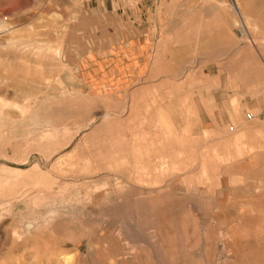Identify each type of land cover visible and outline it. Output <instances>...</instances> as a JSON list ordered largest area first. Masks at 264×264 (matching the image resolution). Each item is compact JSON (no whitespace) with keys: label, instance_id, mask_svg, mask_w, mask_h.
<instances>
[{"label":"rangeland","instance_id":"rangeland-1","mask_svg":"<svg viewBox=\"0 0 264 264\" xmlns=\"http://www.w3.org/2000/svg\"><path fill=\"white\" fill-rule=\"evenodd\" d=\"M140 2L0 0V264H57L12 236L49 212L77 264H116L123 228L122 264H264L263 111L207 98L264 102V0ZM5 169L28 172L18 199Z\"/></svg>","mask_w":264,"mask_h":264},{"label":"bare ground","instance_id":"bare-ground-1","mask_svg":"<svg viewBox=\"0 0 264 264\" xmlns=\"http://www.w3.org/2000/svg\"><path fill=\"white\" fill-rule=\"evenodd\" d=\"M225 0H184L185 5H189L192 4L193 2H199L202 4H217L219 6H222ZM232 3V7L235 10V12L240 16L243 17L242 12H241V5H240V0H231ZM249 23V22H248ZM245 24V23H244ZM243 32L246 34L247 33V29L245 27V25H243ZM21 27V26H20ZM19 27V28H20ZM18 31V30H17ZM1 33V32H0ZM2 35V34H1ZM3 36V35H2ZM3 39V38H2ZM9 39V38H8ZM50 42V41H49ZM4 103V102H3ZM5 104V103H4ZM34 106V105H33ZM2 106H0L1 108ZM8 108V105H7ZM20 108V107H19ZM26 108V107H25ZM24 108V109H25ZM110 109V108H109ZM26 110V109H25ZM6 111V110H5ZM7 113V112H6ZM255 116V115H254ZM58 128V127H57ZM67 128V127H66ZM45 134V133H44ZM46 136H48L49 138H55L56 135L54 133H48ZM65 136V135H64ZM52 141V140H51ZM48 142V141H47ZM46 142V143H47ZM66 142V141H65ZM68 142V141H67ZM69 144V143H68ZM89 144V143H88ZM50 148V147H49ZM61 152V151H60ZM61 154V153H60ZM85 154V153H84ZM62 155V154H61ZM70 155V154H69ZM72 156V155H71ZM74 157V155L72 156ZM71 157V158H72ZM69 158V156L67 157ZM76 159V157H75ZM84 159V158H83ZM81 160V159H80ZM72 161V160H71ZM74 162V161H73ZM72 162V165H74ZM78 162V161H77ZM81 162V161H80ZM69 163V162H68ZM75 163V162H74ZM79 163V162H78ZM91 164V163H90ZM71 166V162L69 164ZM77 165V164H76ZM108 165V164H107ZM62 166V165H61ZM66 166V165H65ZM78 166V165H77ZM78 168V167H77ZM79 169V168H78ZM106 169V168H105ZM84 170V169H83ZM89 170V169H88ZM5 171H7V175H9L7 181H6V186H9V192L11 195H15L17 194L18 197H16V199L20 198L21 196H23L24 191L23 189L30 186L29 183H20L19 179L25 175H27V170H23V169H5ZM31 173H34L35 175H39L37 178H34V181L32 183V186L34 187H40L41 184L43 183L42 178L44 176H42L41 170L39 168V166L37 164H35L33 166V170L31 171ZM103 174V173H102ZM84 179V178H83ZM90 180V178H88ZM49 180V179H48ZM65 180V179H64ZM62 181V180H61ZM46 182V181H45ZM80 182V181H79ZM50 183V180H49ZM67 183V182H66ZM128 183V182H127ZM130 183V182H129ZM76 184V183H75ZM50 185V184H49ZM140 185V184H139ZM44 186V185H43ZM137 186V185H136ZM45 187V186H44ZM48 187V186H47ZM46 187V188H47ZM67 187V186H66ZM142 187V186H141ZM161 189V188H160ZM149 192L151 189H148ZM155 190H157V188H155ZM57 191V190H56ZM147 192V190H145ZM153 191V190H152ZM3 192V191H1ZM156 192V191H155ZM145 194V193H144ZM147 195V193H146ZM42 196V195H41ZM139 196V195H138ZM40 197V196H39ZM62 197V196H61ZM204 197V196H203ZM51 199V198H50ZM42 200V199H41ZM55 201V200H54ZM144 199L141 200L140 203V209L141 211L143 210V202ZM64 202V201H63ZM110 208H112V206H108ZM61 208V207H60ZM102 208L103 210H106V207L104 206V204H102ZM257 208V207H256ZM62 209V208H61ZM108 209V208H107ZM53 211V210H52ZM55 211V210H54ZM106 212V211H104ZM106 215V214H105ZM108 215V214H107ZM56 216L55 212H49L46 216L43 217L42 220H27L25 222L22 221V224L19 228L14 229L12 236L14 237V240L16 242H19L22 245H29L32 244L36 247H40L42 245L45 246V249L43 250L45 257L48 259V261H53L57 264H77V255L75 252H68V251H58V250H54L52 248H49L48 246V239H49V235L48 232L51 229L50 225L54 222V218ZM148 217V216H147ZM143 218V214H140V219ZM238 223V222H237ZM142 224V221H140L139 225ZM119 227V225L117 226ZM116 229V228H115ZM141 229V227L139 228ZM115 231V230H114ZM113 231V233H114ZM117 233V231H116ZM110 231L105 230V236L109 235ZM115 234V233H114ZM146 237V236H145ZM175 237V236H174ZM259 238V237H258ZM106 239V237L101 236L100 241ZM121 239L123 242V248L121 250L118 251H114L111 254V257L113 259H115V263L116 264H122L125 263L127 261H129L128 259V255L134 254V250L133 247L130 245V236L128 235V232L126 229L123 228L122 230V234H121ZM138 239L140 242H144V238L142 235L141 230L139 231V236ZM164 240V239H163ZM137 241V240H136ZM229 242V241H228ZM255 243V241H254ZM170 244V243H169ZM252 247V246H251ZM259 247V246H258ZM136 248V247H134ZM151 249V248H150ZM16 251V250H15ZM149 252H153L150 251L148 248ZM19 252V251H18ZM146 250L144 252V254H146ZM256 252V251H255ZM30 253V252H29ZM185 253V252H184ZM41 254V251H39V249L37 250V255ZM206 254V253H205ZM143 253H137L136 256H142ZM170 255V254H169ZM207 255V254H206ZM33 256V255H31ZM148 256V255H147ZM155 256V255H154ZM117 257H122V259H118ZM177 257V256H176ZM206 257V256H205ZM220 257V256H219ZM218 257V258H219ZM149 258V257H148ZM150 259V258H149ZM105 260V259H104ZM98 261V260H97ZM149 261V260H148ZM151 261V260H150Z\"/></svg>","mask_w":264,"mask_h":264},{"label":"crops","instance_id":"crops-1","mask_svg":"<svg viewBox=\"0 0 264 264\" xmlns=\"http://www.w3.org/2000/svg\"><path fill=\"white\" fill-rule=\"evenodd\" d=\"M144 4H147V0H141V2L139 4L141 9H144ZM242 15H243V13H242ZM262 42H264V40H262ZM245 44L246 43H243L242 45L239 46L240 55L242 52H245V51L250 50V49L252 50V47L246 46ZM253 47H254L253 50L255 51V56H261L262 54H260L259 48L256 47L255 45ZM220 72H222V71H218V72H216L214 70L209 71V73H213V75L215 73L218 74ZM213 77H215V76H213ZM219 84H222V85H219L218 87H213V91H212L211 95L209 94L207 96L208 99L213 101V105H214L213 111H216L218 108H220V109L222 108L223 110L224 109H228V110L230 109L231 111H233V112L236 111V113H238V111L242 110V107L244 108L246 106H248V107L249 106H251V107L256 106L257 108H259L263 111L261 113V117H264V102H263V100H254L253 94L249 93L243 87H238L237 91H234V88L230 85L224 86L223 83H221V82ZM233 107H234V109H233ZM254 119H252V120H254Z\"/></svg>","mask_w":264,"mask_h":264},{"label":"built area","instance_id":"built-area-1","mask_svg":"<svg viewBox=\"0 0 264 264\" xmlns=\"http://www.w3.org/2000/svg\"><path fill=\"white\" fill-rule=\"evenodd\" d=\"M254 118H255V116H254L253 114L250 113V114L248 115V119H249V120H252V119H254Z\"/></svg>","mask_w":264,"mask_h":264}]
</instances>
